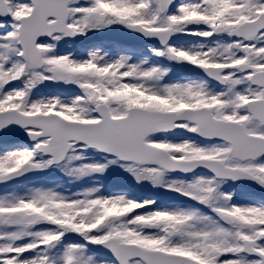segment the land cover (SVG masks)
<instances>
[{"label":"snow or ice","instance_id":"6c2138e0","mask_svg":"<svg viewBox=\"0 0 264 264\" xmlns=\"http://www.w3.org/2000/svg\"><path fill=\"white\" fill-rule=\"evenodd\" d=\"M0 264H264V0H0Z\"/></svg>","mask_w":264,"mask_h":264}]
</instances>
